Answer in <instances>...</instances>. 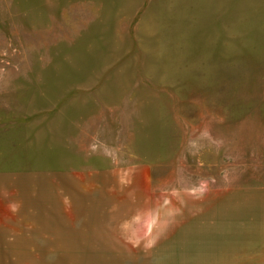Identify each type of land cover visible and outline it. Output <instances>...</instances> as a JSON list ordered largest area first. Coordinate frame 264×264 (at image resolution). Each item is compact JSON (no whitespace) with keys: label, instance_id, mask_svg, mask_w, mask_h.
<instances>
[{"label":"rangeland","instance_id":"rangeland-1","mask_svg":"<svg viewBox=\"0 0 264 264\" xmlns=\"http://www.w3.org/2000/svg\"><path fill=\"white\" fill-rule=\"evenodd\" d=\"M0 264H264V0H0Z\"/></svg>","mask_w":264,"mask_h":264}]
</instances>
